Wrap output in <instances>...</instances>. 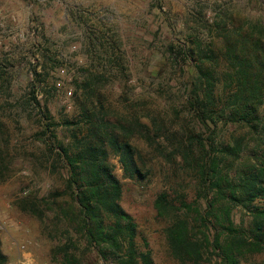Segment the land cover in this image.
I'll return each instance as SVG.
<instances>
[{
	"label": "trees",
	"instance_id": "trees-1",
	"mask_svg": "<svg viewBox=\"0 0 264 264\" xmlns=\"http://www.w3.org/2000/svg\"><path fill=\"white\" fill-rule=\"evenodd\" d=\"M205 29L206 39L166 47L182 75L192 71L176 113L179 120L183 113L192 118L189 129L156 126L147 108L152 96L136 97L123 111L113 108L86 72L74 92L76 115L62 122L53 118L46 100L38 99V84L31 89L39 131L22 155L32 171L41 169L58 180L46 196L31 194L16 205L38 220L53 244V262L154 264L146 241L138 243L137 224L120 205L122 184L110 157L118 158L125 179H144L151 168L139 142L161 154L162 146L155 144L166 135L172 139V158L179 159L195 191L189 200L184 191L163 190L154 200L172 258L178 264H243L264 253V207L256 204L264 201V26H236L231 16L222 15ZM20 154L1 133L0 183L10 177ZM236 208L248 213L246 224L234 222ZM7 262L0 249V264Z\"/></svg>",
	"mask_w": 264,
	"mask_h": 264
},
{
	"label": "rangeland",
	"instance_id": "rangeland-1",
	"mask_svg": "<svg viewBox=\"0 0 264 264\" xmlns=\"http://www.w3.org/2000/svg\"><path fill=\"white\" fill-rule=\"evenodd\" d=\"M222 15L231 16L236 26H264V0H0V132L21 153L10 177L0 183V249L7 264L26 259L30 264H58L51 260L53 244L41 233L38 220L16 205L31 194L46 196L58 180L41 169L32 171L30 159L22 155L39 131L31 89L38 84V99L46 100L53 118L62 122L76 115L74 92L86 72L113 108L123 111L136 97L152 96L147 108L156 126L162 122L171 132L179 124L189 129L192 118L183 113L179 120L176 113L192 71L182 75L181 64L169 58L166 47L206 39V24ZM34 72L40 83H35ZM260 112L264 119V101ZM170 140L168 135L157 139L161 154L139 142L151 168L141 180L125 179L118 158L110 157L122 184L120 205L137 224L138 243L146 241L154 264H178L168 250L166 224L156 215L157 194L174 188L186 192L189 200L195 196L179 159L172 158ZM263 202L256 204L264 207ZM247 214L236 208L234 222L246 224ZM243 264H264V253Z\"/></svg>",
	"mask_w": 264,
	"mask_h": 264
},
{
	"label": "built area",
	"instance_id": "built-area-1",
	"mask_svg": "<svg viewBox=\"0 0 264 264\" xmlns=\"http://www.w3.org/2000/svg\"><path fill=\"white\" fill-rule=\"evenodd\" d=\"M19 264H30V261L26 259L25 261H20Z\"/></svg>",
	"mask_w": 264,
	"mask_h": 264
}]
</instances>
